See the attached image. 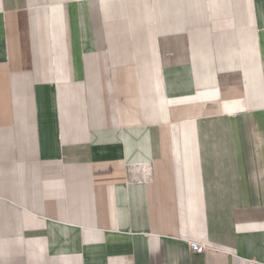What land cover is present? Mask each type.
Segmentation results:
<instances>
[{
  "label": "crops",
  "instance_id": "0c3cea01",
  "mask_svg": "<svg viewBox=\"0 0 264 264\" xmlns=\"http://www.w3.org/2000/svg\"><path fill=\"white\" fill-rule=\"evenodd\" d=\"M0 264H264V0H0Z\"/></svg>",
  "mask_w": 264,
  "mask_h": 264
},
{
  "label": "built area",
  "instance_id": "2783aa9c",
  "mask_svg": "<svg viewBox=\"0 0 264 264\" xmlns=\"http://www.w3.org/2000/svg\"><path fill=\"white\" fill-rule=\"evenodd\" d=\"M188 246L191 252H195V251H203L205 250V248L199 249L198 245L192 242H188Z\"/></svg>",
  "mask_w": 264,
  "mask_h": 264
}]
</instances>
